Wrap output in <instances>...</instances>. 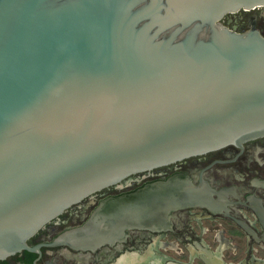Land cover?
I'll return each instance as SVG.
<instances>
[{
  "label": "water",
  "instance_id": "1",
  "mask_svg": "<svg viewBox=\"0 0 264 264\" xmlns=\"http://www.w3.org/2000/svg\"><path fill=\"white\" fill-rule=\"evenodd\" d=\"M264 0H0V259L131 174L264 136ZM208 192L174 174L102 199L50 245L94 249Z\"/></svg>",
  "mask_w": 264,
  "mask_h": 264
},
{
  "label": "flooded vegetation",
  "instance_id": "2",
  "mask_svg": "<svg viewBox=\"0 0 264 264\" xmlns=\"http://www.w3.org/2000/svg\"><path fill=\"white\" fill-rule=\"evenodd\" d=\"M223 24L264 36V6L228 13ZM174 174L208 192L205 204L178 208L152 228L127 229L121 239L94 249L49 243L82 224L109 195ZM21 250L0 264H264V136L129 175L97 190L47 221Z\"/></svg>",
  "mask_w": 264,
  "mask_h": 264
}]
</instances>
